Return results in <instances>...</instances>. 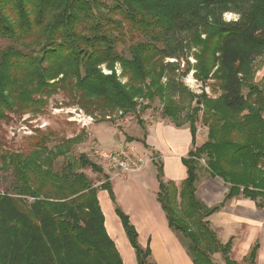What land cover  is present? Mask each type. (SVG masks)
<instances>
[{
	"label": "trees",
	"instance_id": "trees-1",
	"mask_svg": "<svg viewBox=\"0 0 264 264\" xmlns=\"http://www.w3.org/2000/svg\"><path fill=\"white\" fill-rule=\"evenodd\" d=\"M225 11L238 20H222ZM185 33L184 43L178 36ZM0 39L12 42L0 49V122L11 113H41L47 97L59 91L90 115L133 112L135 98L165 97V59L193 49L194 78L211 80L218 94L194 99L191 149L182 158L187 176L179 189L163 180L158 156L152 157L157 200L168 226L188 239L194 264H215V252L234 264L227 257L230 243L220 244L206 220L217 207L195 195L197 164L205 158L209 175L227 186L225 199L264 200V86L255 82V58L264 55V0H0ZM126 40L129 57L115 49ZM116 63L125 84L113 70ZM102 64L112 72L104 74ZM174 95L162 110L172 119L178 114ZM200 110L207 134L196 146ZM81 140L77 135L49 148L47 134L37 131L27 151L3 150L0 143V169L11 170L10 188L0 191V264H123L97 199L103 189L115 201L108 175L94 186L81 169L103 170L85 153L54 169L55 159ZM115 212L138 264H154L129 217L118 206Z\"/></svg>",
	"mask_w": 264,
	"mask_h": 264
},
{
	"label": "crops",
	"instance_id": "crops-1",
	"mask_svg": "<svg viewBox=\"0 0 264 264\" xmlns=\"http://www.w3.org/2000/svg\"><path fill=\"white\" fill-rule=\"evenodd\" d=\"M142 131V138H130L140 141L138 143L144 154L131 144L143 156L153 157L156 154L157 163L162 166L163 180L174 182L179 189L187 176L182 158L191 149L189 128L157 120L145 124ZM204 141L197 129L195 145L199 146ZM107 175L115 201L103 189L97 191V199L104 216L105 230L114 242L123 264H138V261L115 206L129 217L137 232L139 245L150 249L149 262L194 264L181 235L168 226L166 215L157 200L159 182L153 162L127 174L108 172ZM226 192L227 186L218 177H211L207 172L197 176L195 195L207 207H217L206 220L220 244L230 243L228 259L234 264H264V200H251L241 195L225 199ZM253 250V261H250ZM211 258L215 264H227L220 252L213 253Z\"/></svg>",
	"mask_w": 264,
	"mask_h": 264
},
{
	"label": "rangeland",
	"instance_id": "rangeland-1",
	"mask_svg": "<svg viewBox=\"0 0 264 264\" xmlns=\"http://www.w3.org/2000/svg\"><path fill=\"white\" fill-rule=\"evenodd\" d=\"M107 3H112V0H104ZM230 11L221 13V19L225 22L238 20V15L227 20L225 14ZM189 35L187 33L178 36V39L187 41ZM136 40H141L137 38ZM12 45L11 41L0 39V49ZM130 40L125 43L116 45L118 54L129 57ZM193 49L185 48L183 55L179 53V58L168 57L164 62H168L165 75L161 79L162 85L165 87V97H156L149 101L141 97L135 98V110L130 113H122L115 111L102 118L99 112L88 114L84 109L80 108L75 103L69 93L59 91L47 97V105L39 114L26 113L22 115L8 114V119L0 122V143L3 150L17 152L27 151L30 149L33 138L37 131L47 134V146L52 148L64 139L72 138L79 135L81 142L72 145L70 151L63 156H59L54 161V169L59 171L61 166L68 159H77L81 153H85L93 162L102 167L103 172H93L90 168L81 169V171L94 183L99 184L104 181V174L111 172L105 160L101 158L100 153H105L109 150L116 149L123 142L133 143L136 149L144 150L140 147V142L136 138H142L144 135L143 126L152 121L170 122L176 126L188 127L192 109L195 107L196 97L202 92H205L209 97H216L217 92H214L209 86L211 80L202 83L194 78L193 65L195 59L192 56ZM184 56H187L190 69ZM255 82L264 86V55L255 58ZM104 74H110L112 70L108 69L105 64L100 66ZM113 70L118 80L125 84L126 77L122 76V69L119 63H116ZM175 94L174 98L177 102L178 114L175 119L163 116L162 110L164 103L168 100L169 94ZM144 106V108H143ZM198 112L197 129L199 136L206 139L207 127L202 124ZM141 123H140V122ZM179 124V125H178ZM189 128V127H188ZM128 137H136L132 141H128ZM112 144L114 146H112ZM132 145V146H133ZM150 158L152 156H149ZM1 165V162H0ZM107 172V173H106ZM208 173L206 160L202 158L197 164V175ZM112 173V172H111ZM11 170L0 169V191H5L10 188ZM242 190V189H240ZM242 196V194H239ZM179 233V232H178ZM180 234V233H179ZM183 241L188 243V239L183 236ZM179 235V236H180Z\"/></svg>",
	"mask_w": 264,
	"mask_h": 264
},
{
	"label": "built area",
	"instance_id": "built-area-1",
	"mask_svg": "<svg viewBox=\"0 0 264 264\" xmlns=\"http://www.w3.org/2000/svg\"><path fill=\"white\" fill-rule=\"evenodd\" d=\"M234 14L227 12V20H230ZM232 16V17H231ZM111 168V172L116 174H127L145 168L153 162V158L143 156L136 151L131 143L123 142L116 149L109 150L99 154Z\"/></svg>",
	"mask_w": 264,
	"mask_h": 264
},
{
	"label": "water",
	"instance_id": "water-1",
	"mask_svg": "<svg viewBox=\"0 0 264 264\" xmlns=\"http://www.w3.org/2000/svg\"><path fill=\"white\" fill-rule=\"evenodd\" d=\"M199 103V102H198ZM141 264H144L143 262H141Z\"/></svg>",
	"mask_w": 264,
	"mask_h": 264
}]
</instances>
